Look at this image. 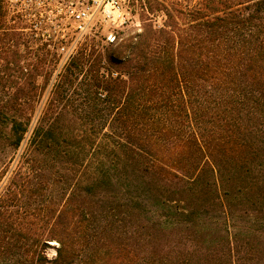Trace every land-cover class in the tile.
<instances>
[{
    "label": "trees",
    "instance_id": "16d2710c",
    "mask_svg": "<svg viewBox=\"0 0 264 264\" xmlns=\"http://www.w3.org/2000/svg\"><path fill=\"white\" fill-rule=\"evenodd\" d=\"M155 10L50 84L0 0V264H264V0Z\"/></svg>",
    "mask_w": 264,
    "mask_h": 264
},
{
    "label": "built area",
    "instance_id": "2783aa9c",
    "mask_svg": "<svg viewBox=\"0 0 264 264\" xmlns=\"http://www.w3.org/2000/svg\"><path fill=\"white\" fill-rule=\"evenodd\" d=\"M2 4L8 17L23 24L22 32L45 43L67 42L71 52L94 37L115 44L132 18L121 0H2Z\"/></svg>",
    "mask_w": 264,
    "mask_h": 264
},
{
    "label": "rangeland",
    "instance_id": "374dc122",
    "mask_svg": "<svg viewBox=\"0 0 264 264\" xmlns=\"http://www.w3.org/2000/svg\"><path fill=\"white\" fill-rule=\"evenodd\" d=\"M124 4V6L131 12L132 18L131 23L128 28L124 30V32H121L120 37L122 38L126 37V35L132 31H139L142 25L141 20L144 19L145 16L151 19L152 24L156 27H162L164 21L166 20V16L162 11L155 10L152 14H149L146 12V6L148 2H151L153 6L155 7L157 3H165L167 5L171 4H180L184 9L190 10V0H121ZM197 1V0H196ZM8 26L14 27V28H22L23 24L19 20H15L13 17H8ZM22 38L25 46L20 47L21 55L24 56V58H27V60L23 59L19 63L21 65H26L28 62L34 63L35 60H32L33 54H28V52L31 53H40L41 49H44L46 51H50L51 53H56V57L53 56L49 58V60H52L56 71L54 75L51 78L50 84H52L56 79L57 75L61 72L63 66L68 63L69 60H67L68 57H72L76 55L78 52H95L96 54H100L103 58L102 60V73L104 75H107L110 67L108 64L107 57L112 52V50L115 48L114 46L117 44H107L105 43L100 37H94L91 39H88L86 42L79 44L77 48L71 52L69 51V48H71L70 44L67 42L64 43H58V42H50L45 43L39 39H36L32 37L29 33L22 32ZM121 39L119 40V42ZM28 46V50L26 49ZM69 51V52H68ZM42 52V51H41ZM48 60V61H49ZM3 64V62L0 60V65ZM45 80L44 77H38L39 82H43ZM48 92L45 93L44 97L47 98ZM24 146L14 155V158L6 159L5 150L2 146H0V165L3 162V160L8 161V173L6 176L2 179L0 182V186L4 185V183L7 181L8 177L11 175V171L15 167V164L17 162L18 156L23 152ZM46 254L48 258L52 259L56 255L55 246H51L46 251Z\"/></svg>",
    "mask_w": 264,
    "mask_h": 264
}]
</instances>
